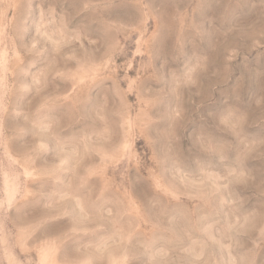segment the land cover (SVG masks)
Here are the masks:
<instances>
[{"label": "rangeland", "instance_id": "rangeland-1", "mask_svg": "<svg viewBox=\"0 0 264 264\" xmlns=\"http://www.w3.org/2000/svg\"><path fill=\"white\" fill-rule=\"evenodd\" d=\"M0 264H264V0H0Z\"/></svg>", "mask_w": 264, "mask_h": 264}]
</instances>
